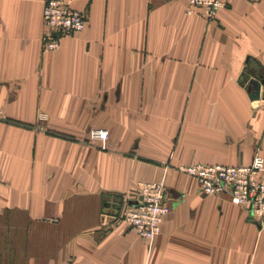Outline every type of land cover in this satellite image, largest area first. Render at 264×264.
Here are the masks:
<instances>
[{
	"label": "crops",
	"instance_id": "1",
	"mask_svg": "<svg viewBox=\"0 0 264 264\" xmlns=\"http://www.w3.org/2000/svg\"><path fill=\"white\" fill-rule=\"evenodd\" d=\"M66 1L87 26L45 51V0H0V252L33 251L0 264H264V224L178 170L264 157L248 90L264 78V0L215 19L188 0ZM145 182L172 207L152 241L119 217Z\"/></svg>",
	"mask_w": 264,
	"mask_h": 264
},
{
	"label": "built area",
	"instance_id": "2",
	"mask_svg": "<svg viewBox=\"0 0 264 264\" xmlns=\"http://www.w3.org/2000/svg\"><path fill=\"white\" fill-rule=\"evenodd\" d=\"M188 13L201 9L208 19H215L218 12L233 0H188ZM45 51L57 50L61 40L82 32L87 26L86 15L69 6L66 0H45L43 12ZM41 120L47 116L41 114ZM107 131L93 130L92 141H106ZM178 170L198 182L199 191L206 196L228 195L233 204L247 209L261 224L264 220V157L256 154L249 165L226 166L221 164L193 163ZM119 213L122 223L138 237L152 241L162 231L164 218L172 207L162 182L139 183L136 190L124 197Z\"/></svg>",
	"mask_w": 264,
	"mask_h": 264
},
{
	"label": "rangeland",
	"instance_id": "3",
	"mask_svg": "<svg viewBox=\"0 0 264 264\" xmlns=\"http://www.w3.org/2000/svg\"><path fill=\"white\" fill-rule=\"evenodd\" d=\"M44 115V114H43ZM47 116V115H46ZM120 203V202H119ZM112 205H109V207L108 208H110V209H112L113 210V207H111ZM115 208V207H114ZM118 208V207H117ZM109 209V210H110ZM258 221V220H257ZM260 223V222H259ZM258 223V224H259ZM262 224H264V220H263V223ZM262 224H260V225H262ZM28 239H29V242L28 243H30V241H31V236H28L27 237ZM136 240H137V243H139V240H138V238H136ZM13 243V242H12ZM28 245V244H27ZM27 245L26 246H24V250L23 251H18V250H16L15 248H14V246L13 247H8V248H6V250H5V255H7V256H4L3 255V253H1L0 252V259H20V258H25V259H32L33 258V251H28L27 250Z\"/></svg>",
	"mask_w": 264,
	"mask_h": 264
},
{
	"label": "water",
	"instance_id": "4",
	"mask_svg": "<svg viewBox=\"0 0 264 264\" xmlns=\"http://www.w3.org/2000/svg\"><path fill=\"white\" fill-rule=\"evenodd\" d=\"M262 87H264V78L260 76L258 81H250L249 82V93L251 94V99L253 100H264V90L262 91Z\"/></svg>",
	"mask_w": 264,
	"mask_h": 264
}]
</instances>
